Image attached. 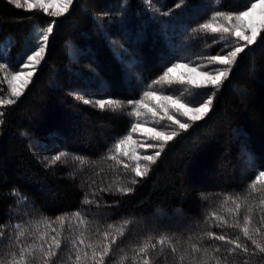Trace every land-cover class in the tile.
<instances>
[{
	"label": "trees",
	"instance_id": "16d2710c",
	"mask_svg": "<svg viewBox=\"0 0 264 264\" xmlns=\"http://www.w3.org/2000/svg\"><path fill=\"white\" fill-rule=\"evenodd\" d=\"M245 2L186 0L177 8L180 0H74L68 13L54 17L0 0V39L12 38L14 57L24 50L35 28L56 22L31 83L15 104L0 107L4 113L0 124V224L9 220L10 209L18 213L12 223L45 216L51 222L63 213L80 211L92 222L84 233L87 244L99 238L92 234L97 226L104 231L112 224L115 229L123 218H131L125 236L113 246L114 253L119 254L120 248L128 252L124 264H132L130 244L138 243L149 230L154 232L153 242L161 232L176 233L172 241L176 254L170 255L167 246L159 257L150 250L156 257L154 264H191L190 248L185 251L184 241L191 233L208 230L239 237L251 251V242L239 228L221 229L214 218L209 217L208 222L205 218L215 211L233 223L227 209H234L235 204L224 200L239 194L247 200L237 217L240 226L243 217L250 215L251 226L261 227L264 233V205L260 204L264 191L248 188L258 171L264 170V39L258 38L239 54L229 78L215 93L209 114L195 123L188 120L191 126L186 131L176 129L179 135L143 178L120 173L114 170V161L105 159L116 140L131 128L128 111H101L80 99L136 100L172 63L187 60L204 65L202 61L216 55L223 41L213 43L214 38L219 40V33L192 30L215 11L243 10ZM211 93V87H190L189 96L202 102ZM59 151L85 157L87 163L81 168L70 155L46 166L43 158ZM133 178L137 183L131 184ZM109 185L111 191H100ZM118 186L133 191L119 193L115 191ZM13 188L29 203L17 207L18 198L9 196ZM85 193L99 207L96 203L83 205ZM25 212L28 215H19ZM75 223L70 233L66 221L62 235L78 236L82 229H75ZM52 228L59 231V222L51 223L49 235L54 234ZM40 230H45L43 224ZM256 238L264 241V235ZM23 241L27 246L32 237L26 235ZM3 243L7 244V237ZM209 244L219 245L222 251L232 247L221 241L202 242V246ZM85 250L91 254L90 249ZM66 251L65 242L62 252ZM182 255L185 259L180 261ZM195 256L199 259L200 254ZM249 264H264V254L250 257Z\"/></svg>",
	"mask_w": 264,
	"mask_h": 264
},
{
	"label": "snow or ice",
	"instance_id": "6c2138e0",
	"mask_svg": "<svg viewBox=\"0 0 264 264\" xmlns=\"http://www.w3.org/2000/svg\"><path fill=\"white\" fill-rule=\"evenodd\" d=\"M9 3L15 5L17 8H24L29 11L38 9L46 15L61 17L69 12L74 0H58L59 6L54 11H49L50 7H52L51 0H9ZM185 3L186 0H180V3L176 7L180 8ZM164 15H169V13H164ZM220 18H223L227 26L219 23ZM55 23V21H52L45 28L34 29L35 34L32 44L27 46V51L20 56V59L15 64H10L6 59L7 52L11 47V41L6 39L0 43V61H2L0 62V73H3V76L0 77V91H2V85L5 82L8 85L7 96L0 95V107L15 104L31 83L37 67L45 58L49 36L53 32ZM192 31L193 33H219V40L214 38L213 43L223 41V47L220 48V51L214 56L207 57L208 64L197 66L203 67L206 70L198 72L197 68H190L188 64L180 62L172 63L170 67H165L163 74L147 87L153 89L154 85L167 84L169 89H171L173 83L186 84L196 89L211 87L212 93L207 96V99L202 100V102L190 95L183 98L187 99L189 103H184L180 97L158 95L157 90L145 91L143 97L139 100L121 101L111 98L90 100L80 97L82 103L92 105L101 111L107 110L114 114H123L124 110L131 106V111L127 112L129 117H141L144 114L141 112V109H145L147 113L151 114L152 120L157 127L145 129L139 122L132 123L131 131L122 139L116 140L114 145L109 149L110 154L105 157V159L114 161L117 166L123 165L124 169L134 173L135 177L143 178L147 176L151 170V165L156 164L167 144L179 135L178 131L174 130L169 134L168 132L158 130V128L177 125L180 131H186L191 126L190 123L181 122L174 115H170L169 111L174 110L181 116L187 117L192 123L203 120L212 110L215 93L224 81L229 78L232 67L237 63L239 54L243 53L249 46L256 44L258 38L264 39L262 37V34H264V0H246L243 10L235 12L215 11L208 20L198 24ZM212 64H219L224 67L210 68L209 65ZM178 69H187V73L177 75ZM159 91H164L163 87ZM144 98L156 101V103L150 106L148 103H145ZM191 104H196V106H190ZM160 113H163V115L160 116V119H157ZM3 115V111H0V124H3ZM164 117H167L168 125L160 123ZM132 133H142L146 141H155L156 143L145 142L137 145L143 149H155L153 154L140 155L132 147L137 144L133 140ZM125 145L128 148H125ZM70 155L72 154L67 151H59L51 156V158L44 157L43 160L47 162L46 166L51 167L61 162L62 158L69 157ZM121 157H127L134 162L135 166L133 167L125 163ZM72 159L73 161H78L81 168L87 163L86 158L82 156L72 155ZM141 160L146 163L141 164ZM135 183H137V180L133 178L131 184ZM89 187L91 188V185ZM248 188L251 192L264 191V170L258 171L255 178L248 185ZM111 190V185L107 189H100V191ZM115 191L130 193L133 189L131 187L118 186L115 188ZM96 194V190H93V197ZM201 195L203 196L204 194L202 193ZM9 196L18 198L15 199L17 207H23L29 203L27 197L16 188L11 189ZM88 196L89 194L85 193L82 204L91 205L96 203L97 207H99V202L90 200ZM228 200H232V203L235 204L234 209H227V212L233 218V223L230 224L228 219L215 211L210 212L205 220L208 222L209 217L214 218L215 226L221 229L224 227L239 228L243 237L251 242L253 246L251 251L246 242H240L239 237L232 238L226 234H217L211 230L202 232L199 235L191 233L184 241L187 245L185 251L187 252L190 248L191 264H249L250 257L264 254V241L256 238L264 235L261 232V227L253 228L251 226L252 218L250 215L243 217V227L240 226V221L237 219L242 207L247 203L246 198H241L239 194L235 197L226 196L224 203L226 204ZM260 204L264 205V199L260 200ZM248 211L251 212V207L248 208ZM8 215L9 220L5 224H0V249L5 247L7 249L6 251H0V264H68V262H71V264H89V262L90 264H124L129 259L128 252L124 248H120L119 254H117L114 253L113 246L117 245V241L125 236L128 226L133 223L131 218H123L120 227L115 229L112 224H108V230L104 231H101L97 226L95 232L92 234L99 238L95 242L86 244L84 233L89 231L92 222L88 221L80 211H75L71 214L67 212L63 213L56 216L55 221L51 222L45 216L39 220H21V222L12 223V217L18 215V213L10 209ZM19 215H28V213L25 212ZM261 220L264 222V217H261ZM56 221L59 222L60 230L52 228L51 232L54 234L49 235L48 229L51 228V223H55ZM66 221H68L70 233L73 231V221L76 222L75 229H82L78 236L72 238L71 236L62 235ZM41 224L44 225V231L40 230ZM26 235L32 237V242L27 244V246H25L23 241ZM175 236V232L171 234L161 232L155 236V242H153L154 232L149 230L146 236L139 238L138 243L130 244V248L134 252V255L131 257L132 264H154V259L164 254L165 246L170 249V255L174 256L177 252V248L172 242ZM6 237L7 244L5 245L3 242ZM205 240L221 241L232 245V247L222 251L219 245L214 246L209 244L202 246V242ZM189 241L194 242L189 243ZM65 242L67 251L62 252ZM177 243H180L179 239H177ZM85 249H90L91 254L89 255V252ZM150 250L156 252V257L150 255ZM197 253L200 254L199 259L195 256ZM241 254H243L242 260ZM184 259L183 255L179 257L180 261Z\"/></svg>",
	"mask_w": 264,
	"mask_h": 264
},
{
	"label": "rangeland",
	"instance_id": "374dc122",
	"mask_svg": "<svg viewBox=\"0 0 264 264\" xmlns=\"http://www.w3.org/2000/svg\"><path fill=\"white\" fill-rule=\"evenodd\" d=\"M51 3H52V7H50L49 11H54L56 10V8L59 6L58 4V0H51ZM219 23L221 24H225V26H227V23L223 20V18H221L219 20ZM34 34H32L31 36V39L29 42H27L25 44V47H24V50L19 54L17 55L16 57H14V53H13V44H12V38L11 37H8L6 38L7 40H10L11 41V47L10 49L8 50L7 52V56H6V59L10 62V64H15L19 59H20V56L25 52L27 51V46L28 45H31L32 42H33V37H34ZM51 35V34H50ZM50 37V36H49ZM6 39H0V43L4 42ZM234 39V38H233ZM243 43V42H241ZM47 49V48H46ZM30 54V53H29ZM2 62V61H0ZM43 62V61H42ZM41 62V64H42ZM182 64H188L190 68H197V71H204L206 69H204L203 67H197L198 65L200 64H197V63H189L190 61H187V60H180L178 61ZM41 64L37 67V70L40 68ZM202 64H208V60H206V62H203L202 61ZM210 68H223L224 66L223 65H219V64H212V65H209ZM36 70V71H37ZM36 73V72H35ZM180 73H187V69H178L177 70V75L180 74ZM194 75V74H192ZM3 76V73H0V77ZM34 77V76H33ZM33 79V78H32ZM158 79V78H157ZM156 79V80H157ZM153 82V81H152ZM149 83L150 84H152ZM163 87L164 91H159V89H161ZM149 90H157V94L158 95H173L175 97H180L181 99H183L184 97L186 96H189V92H190V86L189 85H180V84H176V83H173L171 85V89H169V86L167 84H157V85H154L153 86V89H149L148 87L145 88L144 92L145 91H149ZM143 92V93H144ZM7 93H8V85L7 83L5 82L3 85H2V91H0V95H5L7 96ZM143 97V94L141 95L140 98L136 99V100H139ZM145 99V103H148L150 106H153L156 101H150L148 100V98H144ZM183 102L184 103H189V101H187L186 99H183ZM190 106H193L195 107L196 104H191ZM126 110L129 112L131 111V106H129L128 108H126ZM141 112L144 113L141 117L137 118V117H131L132 118V123H136V122H139L141 123L145 129L147 128H151V127H157V125L153 122L152 120V116L150 113H147L145 109H141ZM169 114L170 115H174L176 119L180 120L181 122H184V123H188V118L187 117H184V116H181L179 113L175 112L174 110H170L169 111ZM163 113H160V115H158L157 119H160V116H162ZM160 123L162 125H168V121H167V117H164L163 120L160 121ZM176 129H178V126L177 125H172L171 127H163V128H158V130L160 131H165V132H168L169 134L171 133V131H176ZM131 131V128L130 130L128 131V133ZM127 133V134H128ZM126 134V135H127ZM132 136H133V140L137 142L136 145H133L132 147L135 148V150L140 154V155H151L153 154V152L155 151V149H143V148H139L137 145L139 143H156L155 141H146L145 140V136L144 134L142 133H132ZM124 137V136H123ZM122 137V138H123ZM121 138V139H122ZM125 148H128L127 145H125ZM131 150V149H129ZM121 159L124 160L125 163L127 164H130L131 166H135L134 162L131 161L130 159H128L127 157H121ZM141 164L143 163H146L145 161L141 160L140 161ZM116 169L114 170H118L120 173H126V174H134L132 172H130L129 170H126L124 169L123 165H120V166H117L115 167ZM80 234V233H79Z\"/></svg>",
	"mask_w": 264,
	"mask_h": 264
}]
</instances>
